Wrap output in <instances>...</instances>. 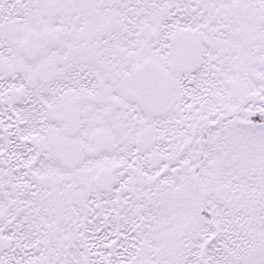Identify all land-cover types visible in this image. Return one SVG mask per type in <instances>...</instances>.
<instances>
[{
  "label": "snow or ice",
  "instance_id": "6c2138e0",
  "mask_svg": "<svg viewBox=\"0 0 264 264\" xmlns=\"http://www.w3.org/2000/svg\"><path fill=\"white\" fill-rule=\"evenodd\" d=\"M0 264H264V0H0Z\"/></svg>",
  "mask_w": 264,
  "mask_h": 264
}]
</instances>
